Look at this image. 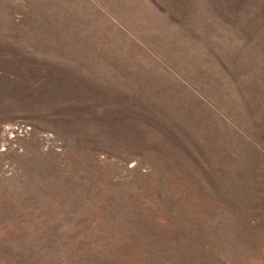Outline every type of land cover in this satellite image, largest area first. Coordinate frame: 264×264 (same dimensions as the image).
<instances>
[{
  "label": "rangeland",
  "instance_id": "374dc122",
  "mask_svg": "<svg viewBox=\"0 0 264 264\" xmlns=\"http://www.w3.org/2000/svg\"><path fill=\"white\" fill-rule=\"evenodd\" d=\"M0 264H264V0H0Z\"/></svg>",
  "mask_w": 264,
  "mask_h": 264
},
{
  "label": "built area",
  "instance_id": "2783aa9c",
  "mask_svg": "<svg viewBox=\"0 0 264 264\" xmlns=\"http://www.w3.org/2000/svg\"><path fill=\"white\" fill-rule=\"evenodd\" d=\"M23 131H25V129H23Z\"/></svg>",
  "mask_w": 264,
  "mask_h": 264
}]
</instances>
